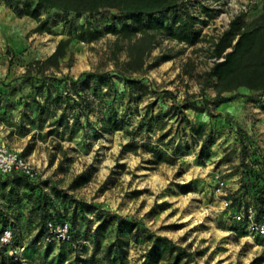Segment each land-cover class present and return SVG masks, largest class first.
<instances>
[{
	"label": "rangeland",
	"instance_id": "rangeland-1",
	"mask_svg": "<svg viewBox=\"0 0 264 264\" xmlns=\"http://www.w3.org/2000/svg\"><path fill=\"white\" fill-rule=\"evenodd\" d=\"M190 1L195 16L206 21L197 23L200 40L195 44L157 35L144 65L133 72L127 41L106 31L103 16L109 11L103 10L93 19L98 38L89 43L73 39L60 68L38 74L43 80L24 77L29 63L46 59L73 32L71 26L85 19L42 10L49 30L39 32L30 16L11 15L7 5L0 11V141L32 165L37 185L52 201L48 211L33 210L32 198L7 202L2 194L9 189L19 195L24 190L14 178L0 175L6 186L0 191V228L12 231L10 249L24 247L17 260L8 254L9 247L3 248L0 264H141L147 233L184 247L191 264H264V238L234 219L251 202L249 195L240 196L242 159L250 162L241 147L253 144L264 155V118H256L248 130L242 107L253 95L224 89L215 101L214 79L204 76L212 65L208 38L220 34L237 14L245 13L246 19L259 14L264 0ZM203 9L213 11V17ZM101 73H112L113 87L97 85L94 76ZM120 73L137 79V88L125 85ZM73 82L79 95L92 101L88 116L80 113L75 122V95L57 105L49 99L54 114L36 117L34 96L43 103L48 93L50 98L64 95L65 87L71 95ZM62 114L69 127L58 124ZM107 117L117 124L105 128L102 119ZM127 143L132 148H125ZM154 151L164 160L155 158ZM260 185L264 188V180ZM81 203L98 210L86 211ZM101 211L138 221L137 235L120 236L119 248L116 222L99 220ZM49 215L71 223L70 242L46 241L43 220Z\"/></svg>",
	"mask_w": 264,
	"mask_h": 264
},
{
	"label": "trees",
	"instance_id": "trees-1",
	"mask_svg": "<svg viewBox=\"0 0 264 264\" xmlns=\"http://www.w3.org/2000/svg\"><path fill=\"white\" fill-rule=\"evenodd\" d=\"M5 4L10 7L15 13H21L30 16L37 23L35 31H48L47 21L41 19L42 10L61 11L63 16L68 13H73L76 18L83 17L82 23H77L73 27V32L68 31V38L60 39L54 51L44 60H36L29 63L24 77L28 80H43L45 76L37 77L44 70L60 68V60L63 59L68 47L73 39L81 42H93L98 38L97 31L93 28V19L99 16L103 10H108V16H103L109 25L106 27L107 32L116 35L118 39L127 41V57L128 64L133 63L136 72L144 65V58L152 48L157 35L163 34L166 38L193 45L200 40V29L197 23L205 24L206 21L198 19L192 11L190 0H4ZM206 17L212 18L213 11L203 9ZM208 57L212 61V65L204 73L205 78H213V88L216 92L215 101L220 99L224 89H244L253 96L264 94V2H262V10L259 14L251 19H246L245 13H240L234 16L228 23L227 27L215 37H209ZM34 71V75L32 72ZM124 78V83L130 89H135L138 86V81L135 78L128 77L124 73H120ZM95 82L97 85H105L109 89L113 87L112 73L96 74ZM55 79L59 81L58 78ZM32 84V83H31ZM73 93L69 94V87H65V94L57 92L50 98V93L44 97V102L41 103L33 98L35 105L36 117L47 112L53 115L54 111H50L47 107L49 99L53 104H59L64 98L77 96L74 104L78 109V114L73 118L78 121L80 113L88 116L93 109L92 101L84 99L79 95V91L75 89L74 82L71 84ZM41 86L39 87V89ZM209 102L206 101V105ZM112 117L102 119L103 125L106 128L112 123ZM58 124L64 127H69L66 115L62 114L58 120ZM148 124V123H147ZM194 130V129H193ZM247 141L249 137L247 136ZM246 144V142H245ZM242 145V155H248L250 162L246 158L242 159V191L239 195H249L251 202L257 215L260 217L264 214V188L261 187V182L264 180V160H261L259 150H254L253 144ZM125 148H132L131 143H127ZM155 158L164 160L163 155L154 151ZM12 177L17 185L23 188L22 195H19L14 189L8 190V195L2 194L7 202H11L12 198L15 202H20L23 198H32V208L37 211H48L47 204L52 203L49 195L43 189L39 188L37 183L29 181L26 177L19 174L7 175ZM5 183L0 179V191L6 187ZM54 193L60 191L54 188ZM242 199V197L240 198ZM241 200H237L242 204ZM75 204L79 203L74 200ZM11 205H9L10 207ZM85 210H98V207L93 205L82 204ZM4 212L0 208V219L3 218ZM99 220L104 222L115 221L119 231V237L116 244L121 248L122 238L127 236H136L138 221L129 219L117 214L109 212H99L97 215ZM64 217L50 216L43 220V232L47 235V223L51 220L60 221ZM3 220V219H2ZM67 220V219H65ZM68 221V220H67ZM69 222V221H68ZM70 223V222H69ZM71 225V223H70ZM71 236L66 242L71 241ZM149 243L148 250L141 264H191V254L184 247L173 242L166 236H158L147 233L144 237ZM124 244H127L126 242Z\"/></svg>",
	"mask_w": 264,
	"mask_h": 264
},
{
	"label": "built area",
	"instance_id": "built-area-1",
	"mask_svg": "<svg viewBox=\"0 0 264 264\" xmlns=\"http://www.w3.org/2000/svg\"><path fill=\"white\" fill-rule=\"evenodd\" d=\"M19 174L26 177L29 181L35 183L38 180L36 170L21 157L19 153L9 149L3 142L0 141V175L7 176ZM224 182L219 181V186L222 187ZM228 205V202H225ZM234 219L248 233L259 235L264 238V214L260 217L257 215L255 207L247 203L234 214ZM46 241L66 242L71 236V225L65 219L60 221L51 220L47 223ZM13 235L9 227L0 228V252L3 248L9 247ZM8 254L15 260L21 257L24 250L23 246H18L15 249L8 248Z\"/></svg>",
	"mask_w": 264,
	"mask_h": 264
},
{
	"label": "crops",
	"instance_id": "crops-1",
	"mask_svg": "<svg viewBox=\"0 0 264 264\" xmlns=\"http://www.w3.org/2000/svg\"><path fill=\"white\" fill-rule=\"evenodd\" d=\"M5 5V2L0 0V11L4 12L7 9ZM9 13L12 15L14 11L11 10ZM242 109H246V111L243 112V125L245 124L248 130H250L254 128L256 118H264V94L248 98L245 103H243Z\"/></svg>",
	"mask_w": 264,
	"mask_h": 264
}]
</instances>
